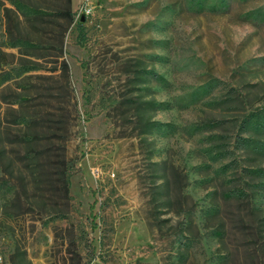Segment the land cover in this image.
Here are the masks:
<instances>
[{
    "label": "rangeland",
    "instance_id": "1",
    "mask_svg": "<svg viewBox=\"0 0 264 264\" xmlns=\"http://www.w3.org/2000/svg\"><path fill=\"white\" fill-rule=\"evenodd\" d=\"M11 6L0 0L1 127L17 86L53 89L69 199L49 214L0 129V264H264V157L243 147L264 126V0H72L69 85L22 72Z\"/></svg>",
    "mask_w": 264,
    "mask_h": 264
},
{
    "label": "trees",
    "instance_id": "2",
    "mask_svg": "<svg viewBox=\"0 0 264 264\" xmlns=\"http://www.w3.org/2000/svg\"><path fill=\"white\" fill-rule=\"evenodd\" d=\"M10 2L12 6L5 8L8 40L11 47L19 49L21 59L28 58L30 64L22 72L43 69L50 72L61 71V77L66 79V84L69 85V66L64 57V39L77 16L72 8V0H10ZM53 75L35 74L36 77ZM145 76L147 80L150 79L148 73ZM41 90L43 93L38 92ZM35 92L38 93L34 96L28 86L19 85L13 93V99L6 101L2 97V101L12 104L11 109L15 112V117L9 122L10 126L1 127L0 121V129L5 128L6 133L11 134L13 142L19 146L10 158L20 159L19 162L24 165L31 177L30 187L33 191L37 192L44 187L50 192L54 208L49 214L58 215L64 211L62 207L69 199L67 167L70 160L66 156L69 116L54 112L55 108L50 102L56 96L51 87L37 86ZM146 104L150 106L151 102L146 101ZM258 126L259 130L254 134H258L259 138L256 139L248 131L250 135L243 138V147L245 150L251 148L255 154L264 157V126ZM12 127L16 130L14 134ZM7 153V147L4 145L0 149V157ZM14 186L15 198L22 199L27 185ZM34 194L36 193H33V196ZM228 195L239 197L241 193L233 190L228 192ZM61 199L66 201L61 202ZM217 231L222 241L223 227L218 225Z\"/></svg>",
    "mask_w": 264,
    "mask_h": 264
}]
</instances>
